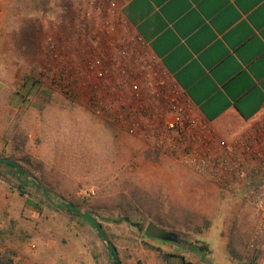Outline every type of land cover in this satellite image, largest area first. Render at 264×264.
Segmentation results:
<instances>
[{"label": "rangeland", "instance_id": "374dc122", "mask_svg": "<svg viewBox=\"0 0 264 264\" xmlns=\"http://www.w3.org/2000/svg\"><path fill=\"white\" fill-rule=\"evenodd\" d=\"M68 11L69 0H0V159L25 173L0 164L2 261L75 264L80 257L90 264L94 256L112 264L107 257L115 253L117 264H145L154 254L165 264V246L145 234L154 224L204 255L206 241L217 238L215 264H257L248 250L251 196L235 194L240 185L220 190L139 136L114 134L80 99L50 83L44 40L50 35L67 44ZM19 181L35 187L28 184L20 195ZM66 204L76 212L60 207ZM78 213L89 214L99 233Z\"/></svg>", "mask_w": 264, "mask_h": 264}, {"label": "crops", "instance_id": "0c3cea01", "mask_svg": "<svg viewBox=\"0 0 264 264\" xmlns=\"http://www.w3.org/2000/svg\"><path fill=\"white\" fill-rule=\"evenodd\" d=\"M88 1L69 0V29L84 10H90ZM94 1L117 9L122 31L139 41V51L160 73L167 90L172 87L187 104L190 117L218 139L232 142L247 137L264 119V0ZM140 87L139 101L147 94L144 85ZM98 120L114 134L128 133L103 117ZM250 174L247 170L244 180L249 181ZM248 181L241 182L235 194L243 197ZM174 234L177 238L172 241L152 238L165 246V264H215L211 246L217 238L206 241L210 254L204 255L192 251L196 246L181 234ZM156 258L154 254L145 264H159ZM107 259L116 263L115 255ZM82 260L73 262L83 264ZM90 261L100 264L94 256Z\"/></svg>", "mask_w": 264, "mask_h": 264}, {"label": "built area", "instance_id": "2783aa9c", "mask_svg": "<svg viewBox=\"0 0 264 264\" xmlns=\"http://www.w3.org/2000/svg\"><path fill=\"white\" fill-rule=\"evenodd\" d=\"M88 5L71 25L65 46L50 35L44 40L50 83L69 98L83 99L94 116L139 136L152 150L176 156L221 189L248 181L249 170L242 188L251 196L255 221L248 250L254 263L264 264V119L247 137L218 139L167 90L139 51V41L122 31L117 9L94 0ZM141 84L147 94L139 101Z\"/></svg>", "mask_w": 264, "mask_h": 264}, {"label": "trees", "instance_id": "16d2710c", "mask_svg": "<svg viewBox=\"0 0 264 264\" xmlns=\"http://www.w3.org/2000/svg\"><path fill=\"white\" fill-rule=\"evenodd\" d=\"M0 164L1 165H5L8 168L14 169L17 175H24L25 174L24 171L19 166H17L15 163H13V162L4 161V160H1L0 159ZM28 184H30V185L32 184V186L35 187V185L33 183H27L25 181H23V182L19 181V183H18V185H19L18 190H19V194L20 195L23 194V189L22 188L26 187ZM37 189L40 190V191L42 190V194L44 195V197L46 199H50L51 200L50 194L47 191H44V189L42 187H37ZM60 207H63L64 209H66L68 211H71V212L72 211L73 212H76L75 209L71 205H69V204L61 205ZM78 216H79V218H81L83 221H85L86 223H88L93 229H95L99 233L100 226L97 223H95V221L92 219V217L89 214H87V213L79 214L78 213ZM191 249L195 253L200 252V249L198 247H194V248H191ZM112 251H113V249H112ZM114 255H115V253H114ZM0 264H5L2 261L1 257H0Z\"/></svg>", "mask_w": 264, "mask_h": 264}, {"label": "water", "instance_id": "95a60500", "mask_svg": "<svg viewBox=\"0 0 264 264\" xmlns=\"http://www.w3.org/2000/svg\"><path fill=\"white\" fill-rule=\"evenodd\" d=\"M145 234L148 237L154 238V239H160L164 241H172L177 238V235L172 232H167L163 229L158 228L154 224H149L146 228ZM117 264V263H115Z\"/></svg>", "mask_w": 264, "mask_h": 264}]
</instances>
